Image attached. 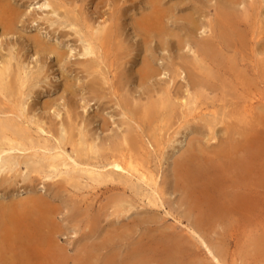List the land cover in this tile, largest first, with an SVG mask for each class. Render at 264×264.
<instances>
[{"label":"rangeland","instance_id":"obj_1","mask_svg":"<svg viewBox=\"0 0 264 264\" xmlns=\"http://www.w3.org/2000/svg\"><path fill=\"white\" fill-rule=\"evenodd\" d=\"M1 1L14 14L6 30L0 26V60L13 53L14 70L32 74V84L21 97L0 96L5 113L13 99L23 103L21 117L19 106L0 116L22 121L26 145L53 146L65 136L64 150L73 155L85 136L100 149L83 151L82 159L98 170H112L101 165L116 146L130 150L164 192L149 202L152 191L132 177L72 182L63 174L43 178L24 163L1 169L0 202L37 195L50 216L38 222L37 207L29 218L36 236L24 264H216L203 242L220 244L224 264H264V0H55L63 5L56 11L47 5L54 0ZM73 17L88 36L101 28L99 59L83 54L82 34L67 21ZM143 19L147 30L138 27ZM190 77L206 79L205 90ZM187 89L204 94L189 114L180 100ZM150 101L153 114H144ZM211 109L226 112L213 128L210 113L202 115ZM229 136L237 140L231 151L223 144ZM34 151L19 158L37 161ZM190 153L205 171L187 196L178 175ZM223 191L238 202L219 200ZM203 193L226 209L210 210Z\"/></svg>","mask_w":264,"mask_h":264},{"label":"bare ground","instance_id":"obj_2","mask_svg":"<svg viewBox=\"0 0 264 264\" xmlns=\"http://www.w3.org/2000/svg\"><path fill=\"white\" fill-rule=\"evenodd\" d=\"M2 2L3 1L0 0V7L4 4H6L5 2H3V3ZM47 5H51L53 11H56L57 8H61L63 6L62 4L56 3L55 0H54V2L48 1ZM7 10L8 9L3 6V7H1V11H0V26H2V28H4V29L7 28L6 26H8V25H6V22L7 21L10 22V20H11V16H12L11 14H14L13 12H7ZM144 20H146V19L139 20L137 22L138 27L140 29L147 30L146 26H144L142 24V23H144ZM67 21H68L69 25H73L75 27L77 26L78 33L80 32L79 34L80 35L82 34V40L85 42V44L83 46V54L84 55L85 54L91 55V56L99 59L100 54H97V52H99V47H101V42H100L102 39L101 28H95V29H94V27L91 28L94 31H92L91 34L89 33L90 36H88L83 31L85 24L83 25V28H82L81 27L82 24L80 25L79 20L74 18V17L72 20H67ZM224 25L225 24H221L220 27L222 28V26H224ZM222 31H225V30L221 29V32ZM228 32H230V31H228ZM222 35H223V33H222ZM220 36H221V34H220ZM97 41L99 43L98 48L96 46ZM34 42L38 44L39 40L34 39ZM195 49H197V48H195ZM12 60H15L13 53L9 57H5V58L0 60V96H3L4 97L3 99L8 98L10 100H11V98H9V97L13 98V96H15V94L18 95L19 97H21L24 94V88L27 87V85L32 84V81H30L32 79V76H31L32 74H30L26 70H23V68H21L19 66H18V68H16V70H14L13 65H12ZM198 70H200V69H198ZM202 70L204 71L205 77H210L213 74L215 75V73H212L211 70H210L211 72L206 70V69H202ZM192 79L193 78L190 77L189 81L190 80L192 81V84H194L193 87L196 86V88H198V89L205 90L204 89L206 86L205 82H207V81H205L206 79H202L201 81L199 79L197 81L195 79H193V80ZM203 83H204V85H203ZM208 87H209V85H208ZM188 90L189 89H187V92H188L187 95L184 98L183 97L180 98L181 103L187 109L186 114L192 113L194 111V109L198 107V105H197L198 100L201 99L202 96H204L202 91H196V90L188 91ZM162 100L163 99H161V102L163 103ZM13 101H15V103L10 108L6 109V113L10 112V113L15 114L17 109L14 110V107L19 106L18 110H20V111H19L18 115L21 117V114H22L21 108H23V106H22L23 103H20L17 99L16 100L13 99ZM155 106H156V103L153 101H150L148 107H146V109H143L144 114H151V113L153 114ZM243 108L244 109H243L242 114L240 116H243V121L246 123V119L244 117V114L246 115L247 108L244 106H243ZM0 112L5 113V111H1V110H0ZM206 113H208V114L210 113V117H208V119L206 120L208 122L207 126L209 125L208 126L209 128H213V126L217 122H219V121L223 122V119L225 117L226 112H224V115L221 116L218 111L211 109L210 112L204 111L202 113V115L204 116V115H206ZM232 113H234V111H231L230 115ZM122 114H124V113H122ZM197 115H199V113ZM183 117H186V116L183 115ZM206 118H207V116H206ZM185 121H186V119H185ZM240 121H242V119ZM21 122L22 121L19 122L18 120H15V118H12L9 116L8 117H4V116L1 117L0 116V170L3 169L6 172H11V171L16 170L21 163H24L27 168L28 167L30 168L29 171L36 172L39 175L43 173V176H42L43 178L44 177L53 178L55 176H60L61 174H63V176L65 177L64 178L65 181H72V182H75L77 180V178H79L83 175L87 176L91 181H93L95 183H101V182H104L107 180H114L116 178L117 179H120V178H125V179L129 178L130 179L132 177V178H135L137 181L148 186L149 189L152 191V196H151L152 198L149 199V202H153L154 200H160L161 201V196L163 195L164 192L161 190L157 176L153 175V173L149 172L148 170H144L142 167H140L138 162L133 161L132 160L133 156L131 157V151L130 150H127L124 153L123 149L121 150L118 146H116L115 151H114V152H116V154H112L110 156V158L108 159V161L101 165V167H103V168L108 166L112 170H104V169L98 170L97 169L98 167L95 165V163H92L94 165L91 166V163L89 161H86V160L83 161V159H82V155H83L82 152L83 151H91L92 153H95V152H98L100 149V148H98L97 145L91 144L90 142H88V140H87V138H85V136L80 135V139L77 143L81 145V148L76 149L75 154L70 155L69 153H67L64 150V144L67 140V137H65V136L58 139V143L56 145H53V146H50L49 144L48 145L42 144V146H40L39 144L33 143V142L32 143L30 142L29 144L26 145V143H24V141H23V139L25 138L24 134L26 133V130L22 126H20L21 124H19V123H21ZM207 126H205V127H207ZM208 127H207V129H208ZM227 127H230V129H232V125L227 126ZM39 129H40V131H43L42 127H39ZM247 129H248V127L246 128V130ZM8 130H10L13 134H15V136H13L12 134L10 135V133H8ZM22 131H23V133H22ZM125 131H127V130L125 129ZM16 134H18V135H16ZM129 134H130V132H129ZM21 137H22V140H20ZM136 137H138V136H136ZM55 139H56V137H55ZM193 140H194V138H193ZM29 141H30V139H29ZM158 141H160V140H158ZM122 143L127 144L126 139L121 141V143H117V144H122ZM130 144H131V142H130ZM158 144L161 145L162 144L161 141L158 142ZM223 144H224L225 148H229L231 151V147L234 146L235 144H237V140H235L229 136L226 139V142H224ZM129 147H131V146H129ZM29 149L35 150V151L38 149L43 150V153L38 154L41 156H38L37 153L34 151V154L32 156H34L35 158H38V160L36 161L35 159L34 160L32 159L31 162H33V165L28 160L30 158L24 159L22 161H21V158H19L20 155L23 156V154H25L27 152V150L29 151ZM119 149L121 152L118 151ZM187 153H189V152H187ZM84 155H86V154H84ZM197 156L191 155V153H190L187 158L185 157L186 158L185 164L187 165L186 170H184L183 172H180L178 175V179L180 180V182L182 184V189L184 190V193L188 192L187 196H191L192 192H193L192 180H194V178H197L199 175H202L205 171V169L203 168L204 166L201 165V162L199 163L197 161ZM243 159L244 158H241V160L244 162L245 160H243ZM220 161H221V159H220ZM35 162L37 164H35ZM226 164H228L227 161H226ZM177 166H178V164H177ZM46 169H49L50 171L46 172L45 171ZM211 169H213V168H211ZM78 172H79V175H77ZM123 173H125L126 175H124V176L121 175ZM117 174H119L118 177L115 176ZM127 175H129V177ZM221 175H222V173H221ZM209 178H211V177H209ZM177 183H178L177 186L179 187L181 184L178 181H177ZM242 184H244V183H242ZM203 187H205V186H203ZM229 188H230V186H229ZM223 192H224V194H222V193L219 194V196H218L219 200L221 198H224L227 196V197H231V199L232 198L235 199V197H236V199L234 201L238 202L239 196L237 197V195L232 194L229 191H223ZM217 193H219V192H216L215 194L217 195ZM203 195H204V193H203ZM203 195H202V197L206 196V195H204V196ZM182 196H183V199H185V200L187 199V197H185L184 195H182ZM210 198L211 197H205L204 199L202 198L203 202L205 201L206 204H208V202L211 203L210 205H208L210 210H212V211H218V210L223 211L226 209V205H224V203H223V205L216 204V202H215L216 200H214V203H213ZM41 202H42V199L40 197H38L37 195L33 196L32 198H27V200H24V201L0 202V233H1L0 234V264H24L25 263L26 255H29V253H30V245L28 244L29 240H30L29 238H31V236L32 237L36 236V234L34 233L36 231L30 230V228L28 229V227H27L28 222L30 221L29 218L32 215H34L36 213V211L40 212V214H42L41 216L38 217V222L41 221V218H42V220H49V218H50L49 212H46L43 210L44 211V213H43V211L41 209V206L43 207V203H41ZM191 202H193V201H191ZM255 203H258V202H255ZM191 205L194 206V204H192V203H191ZM193 206H192V208H193ZM37 207H38V209L36 210ZM250 207H252V205ZM252 208H250V209H252ZM199 212H200V217H202V214L204 213L203 209H199ZM197 220L202 221V218H197ZM195 224H198V223H195ZM203 244L205 246L207 253L211 256L212 260L216 264H224L222 262L221 256H222L223 251H222V247L220 246V244L219 245L216 244L215 246L214 245L211 246L209 244L207 245L205 242H203ZM24 250L27 251V254L24 253ZM40 260L42 261L43 259H40ZM139 264H142V262Z\"/></svg>","mask_w":264,"mask_h":264}]
</instances>
